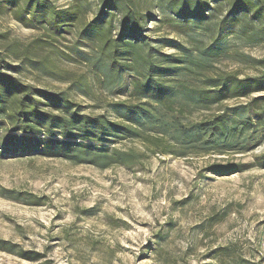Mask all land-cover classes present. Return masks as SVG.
I'll return each mask as SVG.
<instances>
[{
    "label": "rangeland",
    "instance_id": "1",
    "mask_svg": "<svg viewBox=\"0 0 264 264\" xmlns=\"http://www.w3.org/2000/svg\"><path fill=\"white\" fill-rule=\"evenodd\" d=\"M54 1L58 7L68 3ZM154 14L163 16L159 11ZM150 23L147 30L153 45L175 40L194 53L196 46L208 42V33L201 29L176 33L175 23ZM2 32L24 43L39 35L7 11L0 15ZM72 39L63 41L70 55L57 61V76L29 67L22 76L70 98L84 112L112 118V105L128 98L131 74L124 72L114 82L99 79L91 49L81 43L75 55L70 51ZM224 44L229 49L208 69H237L240 77L254 76L247 63L235 60L234 48L262 58L264 42L245 43L232 34ZM161 52L175 54L183 65L182 51L174 46L164 44ZM79 84H86L88 91ZM260 94L264 91L229 99L217 109ZM201 114L194 113L196 118ZM251 134L248 139L245 134V147L239 152L174 156L147 151L132 167L107 169L31 153L0 152V242L15 245L14 253L0 249V264H209L219 258L222 246L229 247L223 256L229 264H264V115ZM116 145L142 156L146 150L134 140ZM216 166H226L225 171H213ZM37 197L40 201H33ZM25 251L36 257L16 253Z\"/></svg>",
    "mask_w": 264,
    "mask_h": 264
},
{
    "label": "trees",
    "instance_id": "2",
    "mask_svg": "<svg viewBox=\"0 0 264 264\" xmlns=\"http://www.w3.org/2000/svg\"><path fill=\"white\" fill-rule=\"evenodd\" d=\"M148 3L153 8H146ZM6 11L39 35L24 43L0 33L1 153L18 151L107 169L132 167L147 151L174 156L239 152L245 147V134L248 139L264 115V94L217 109L229 99L264 91V57L251 58L234 48L235 60L247 63L254 76L240 77L237 69H208L229 49L224 44L229 35L245 43L264 42V0H68L64 7L54 0H0V15ZM164 20L175 23L176 33L193 27L206 31L208 42L196 46L195 54L175 40L153 45L147 27L150 21ZM68 36L73 37L70 51L75 55L81 43L91 49L99 79L114 82L124 72L131 74L128 98L112 105V118L84 112L70 98L22 76L27 67L57 76V61L70 55L65 50L70 47L63 44ZM164 44L182 51V66L175 54L161 52ZM79 85L88 91L86 84ZM212 110L216 112L206 113ZM200 112L196 118L194 113ZM122 140L140 142L144 156L117 146ZM219 167L213 171H225L226 166ZM13 247L0 242L2 250L13 252ZM228 249L220 247L219 258L209 264H229L223 257ZM16 253L36 257L27 251Z\"/></svg>",
    "mask_w": 264,
    "mask_h": 264
}]
</instances>
